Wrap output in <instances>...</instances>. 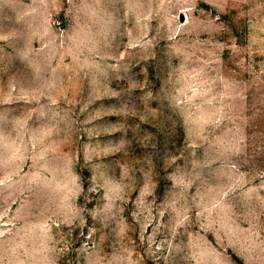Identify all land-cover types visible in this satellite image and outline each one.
Wrapping results in <instances>:
<instances>
[{"label": "rangeland", "instance_id": "1", "mask_svg": "<svg viewBox=\"0 0 264 264\" xmlns=\"http://www.w3.org/2000/svg\"><path fill=\"white\" fill-rule=\"evenodd\" d=\"M0 264H264V0H0Z\"/></svg>", "mask_w": 264, "mask_h": 264}]
</instances>
